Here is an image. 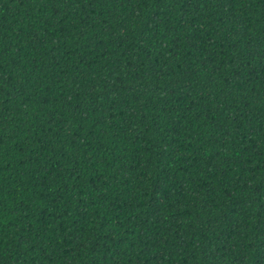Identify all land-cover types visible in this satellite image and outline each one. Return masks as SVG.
Masks as SVG:
<instances>
[{"label": "trees", "instance_id": "1", "mask_svg": "<svg viewBox=\"0 0 264 264\" xmlns=\"http://www.w3.org/2000/svg\"><path fill=\"white\" fill-rule=\"evenodd\" d=\"M0 264H264V0H0Z\"/></svg>", "mask_w": 264, "mask_h": 264}]
</instances>
